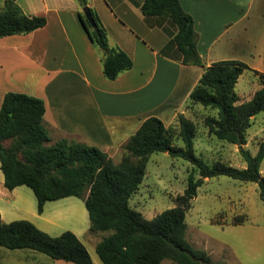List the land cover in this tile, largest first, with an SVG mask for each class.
<instances>
[{
  "label": "trees",
  "instance_id": "trees-1",
  "mask_svg": "<svg viewBox=\"0 0 264 264\" xmlns=\"http://www.w3.org/2000/svg\"><path fill=\"white\" fill-rule=\"evenodd\" d=\"M92 16L95 27L80 13V20L90 40L101 50L103 73L109 80L132 68V58L121 48L109 44L108 33L97 12L87 0H77ZM142 12L147 16H165L176 27L171 43L184 64L204 66L197 50L193 17L180 0H145ZM41 15H28L15 0L0 6V38L30 33L46 25ZM250 69L239 60H221L204 68L191 91L188 106L196 105L217 111L204 123L219 140L237 144L246 163L235 167L221 161L206 163L194 149L197 123L183 113L177 117L178 139L174 127L156 117L145 119L138 130L122 145L116 162L107 152L74 138L53 141L44 124L46 106L41 98L22 92H7L0 107V169L4 186L13 190L29 186L37 199V211L44 212L47 201L76 196L82 198L88 212L91 232L110 231L96 244L103 264H229L213 260L209 252L195 247L187 238V211L204 179L220 175L245 182H255L264 202V139L255 154L245 147L246 133L254 117L264 111V73L254 71L261 87L249 100L240 102L235 91L239 77ZM193 109V108H192ZM8 143V144H7ZM166 152L190 162L193 169L187 186L176 198V205L153 218L130 204L140 188L153 153ZM245 219L240 216L235 224ZM0 247L32 249L55 260L73 264H94L82 240L67 230L57 236L40 229L26 219L5 222L0 218Z\"/></svg>",
  "mask_w": 264,
  "mask_h": 264
},
{
  "label": "crops",
  "instance_id": "crops-1",
  "mask_svg": "<svg viewBox=\"0 0 264 264\" xmlns=\"http://www.w3.org/2000/svg\"><path fill=\"white\" fill-rule=\"evenodd\" d=\"M15 1L26 14L44 16L47 23L0 38V107L7 92L41 98L53 141L74 138L114 160L121 158L122 145L148 117L156 116L166 126L177 124L179 113L190 118L189 95L204 68L217 61L249 66L236 83L240 102L261 87L254 71L264 73V0H180L193 17L204 66L181 61L171 43L175 25L165 16L145 15V0H87L106 28L110 46L133 60L132 68L113 80L103 73L102 52L88 37L77 0ZM15 190L8 191L0 173V196H11V205ZM12 211L13 206H0V218L13 221Z\"/></svg>",
  "mask_w": 264,
  "mask_h": 264
},
{
  "label": "rangeland",
  "instance_id": "rangeland-1",
  "mask_svg": "<svg viewBox=\"0 0 264 264\" xmlns=\"http://www.w3.org/2000/svg\"><path fill=\"white\" fill-rule=\"evenodd\" d=\"M243 80L249 83L247 77ZM248 88H251L250 83ZM192 108L188 106L187 110L190 118L197 123L194 138L196 155L208 164L221 161L235 167H245L240 145L219 140L205 125L206 116H216L217 111L202 106H197L194 111ZM255 117L246 133L247 142L243 144L252 154L257 152L259 143L264 139V111ZM176 125H172L174 141L183 146L182 140L178 139ZM119 160L116 157L115 161ZM192 169V164L182 158L172 157L166 152L153 153L147 163L145 178L130 199L131 206L149 219L174 207L177 196L183 194L187 186ZM261 172L264 174V160ZM15 191L17 196L14 205L9 203L11 196H0V206H13L9 218L30 220L52 236L67 230L76 232L88 249L93 263L103 264L96 253V244L110 231L89 230V216L82 198L70 196L47 201L41 215L37 211V199L29 186H18ZM64 203H68L69 207L64 209ZM57 210L58 215L55 213ZM240 216L245 221L235 224V219ZM186 220L188 240L195 247L207 250L213 260L229 264H264V202L260 198L257 183L225 175L204 179L192 201V207L187 211ZM0 264L73 263L52 259L32 249L0 247ZM161 264L175 263L164 260Z\"/></svg>",
  "mask_w": 264,
  "mask_h": 264
},
{
  "label": "water",
  "instance_id": "water-1",
  "mask_svg": "<svg viewBox=\"0 0 264 264\" xmlns=\"http://www.w3.org/2000/svg\"><path fill=\"white\" fill-rule=\"evenodd\" d=\"M83 12H84L86 18L88 19V21L91 23V25L93 27H95V22H94V20H93V18L91 16V14L86 9H83ZM237 144L241 145V140H239Z\"/></svg>",
  "mask_w": 264,
  "mask_h": 264
}]
</instances>
